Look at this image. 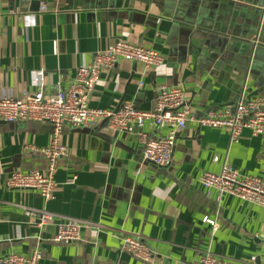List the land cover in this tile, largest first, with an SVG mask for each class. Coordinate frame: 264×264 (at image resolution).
Listing matches in <instances>:
<instances>
[{"label":"crops","instance_id":"obj_1","mask_svg":"<svg viewBox=\"0 0 264 264\" xmlns=\"http://www.w3.org/2000/svg\"><path fill=\"white\" fill-rule=\"evenodd\" d=\"M45 8V10H43ZM26 17L34 25L26 24ZM118 40L160 53L164 63L145 69L120 61L104 71L89 107L119 111L129 102L151 112L162 87H182L195 120L210 110L264 98V0H0V95L35 93L32 77L43 72L45 95L67 90L77 70ZM153 140L169 129L151 122ZM140 129L66 126L68 148L55 174V198L9 189L12 173L43 172L42 149L51 142L48 123H0V258L36 249L40 264H146L122 249L124 234L142 237L153 251L147 264H197L202 252L233 264H264V209L200 183L225 163L264 179V135L245 130L238 143L229 132L189 122L177 135L169 168L144 163ZM217 159V162L215 161ZM46 210L57 219L43 228L21 207ZM217 219L218 232L203 224ZM89 221L73 244L53 242L58 224Z\"/></svg>","mask_w":264,"mask_h":264},{"label":"built area","instance_id":"obj_2","mask_svg":"<svg viewBox=\"0 0 264 264\" xmlns=\"http://www.w3.org/2000/svg\"><path fill=\"white\" fill-rule=\"evenodd\" d=\"M25 19L28 26L34 25L32 17ZM120 61L134 62L145 69H152L161 66L165 59L151 48L118 40L109 49L97 53L90 64L81 66L67 90L58 85L53 95H45L46 77L40 72L32 77V85L37 89L35 93L26 92L20 98L0 95V123L38 122L48 123L52 127L50 145L41 150L47 162L46 170L12 173L6 184L9 189L35 191L46 202L54 200L58 164L68 154V148L61 139L63 128L66 126L90 128L101 121H106L108 130L116 134H129L138 128L143 144L144 163L162 168H169L172 165L177 135L188 129L189 122H195L200 128L226 130L229 132L231 143H238L245 130L251 131L253 137L264 135V98L261 96L243 100L235 106L212 109L198 120L190 116L187 94L182 87L160 88L155 108L151 112L139 111L129 102L119 111L90 108V98L102 73L112 70ZM148 122L156 127H167L168 135L158 140L150 139L143 130ZM215 161L217 162V159ZM200 183L206 190L217 191L218 202L224 195H230L264 209V179L243 175L227 163L223 165L219 174L203 173ZM21 209L25 217L39 228L53 225L57 219L56 215L46 210L25 206ZM202 222L212 228V235L215 236L219 229L218 220L206 215ZM57 227L58 232L53 242L63 244L79 242L85 229L100 228L89 221L77 219H68L66 223L58 224ZM122 249L146 264L151 262L154 256L146 241L137 235L124 234ZM41 260L42 253L36 249L26 256L7 255L0 258V264H40ZM255 262L256 259L252 258L251 263ZM197 264L233 263L207 250L202 252Z\"/></svg>","mask_w":264,"mask_h":264}]
</instances>
